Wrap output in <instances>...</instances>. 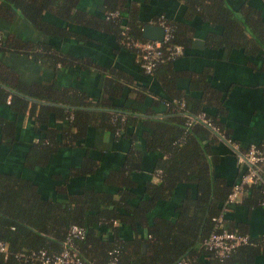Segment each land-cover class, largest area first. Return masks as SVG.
Listing matches in <instances>:
<instances>
[{"label":"crops","instance_id":"crops-1","mask_svg":"<svg viewBox=\"0 0 264 264\" xmlns=\"http://www.w3.org/2000/svg\"><path fill=\"white\" fill-rule=\"evenodd\" d=\"M127 1L126 6L131 7L128 9L131 12L126 10L121 13L124 22L135 15L139 21L151 24V21L163 16L185 21L194 28L190 46H183L181 55L167 61L169 63L165 67L158 68L161 80L154 74L143 73L137 65L135 53L121 46L123 43L106 28L102 22L107 19L103 0H79L77 9L80 10L81 20L74 22L44 12L43 20L58 27L63 32L61 36L53 33L45 35L36 30L8 0H0V4L13 14L11 18L0 17L4 40L14 37L26 45L42 41L49 46L46 50L48 55L54 50L75 61L70 65L55 64L53 67L51 56L37 60L25 52L0 51V65L7 63L14 73L10 81L16 80L24 85L46 84L58 90L69 89V93L82 95L92 103L85 136L74 141L73 145L58 147L41 158L43 163H38L41 159L37 160L32 167L25 165L32 143L44 135L46 128L56 129V140L59 141L63 122L56 119L52 112L44 119L45 122H39L35 117L39 112L38 106L33 113L27 112L16 119L12 113L1 110L4 118L13 119L16 124L14 137L3 139L5 143L1 142L0 133V172L31 180L44 198H64L84 190L110 192L119 197L118 191L125 188L117 184L120 183L119 178H114V184L107 183L106 178L113 171L129 169L127 158L131 153L136 155L138 167L122 173L131 179L130 189L134 193L129 200L131 204L142 196L147 197L144 194L147 181L159 182L155 164L164 155L146 150L144 133L150 131L148 126L139 121L130 129L135 140L103 129V110L96 105L100 100L110 101L115 106L123 105L128 99L136 100L137 108L146 110L148 116L152 112L158 117L172 115L160 101L175 100L171 97L173 94L200 100V112L206 111L215 118L225 138L216 133L209 137L200 133L198 138L204 144H210L212 153L218 158L213 163L215 175L225 178L230 186L246 170V165L238 162L239 152L264 140V0H228L231 8L239 14L238 28L245 33L241 38H225L224 27L197 16L187 20L184 17L185 6L179 0ZM110 71L117 75L115 85L122 86L119 92L116 91L118 96L105 94V82L115 77L110 75ZM47 131L52 134L49 137L53 140V131ZM234 143L239 145L238 150L234 148ZM30 156L32 159L41 157ZM87 159L95 161L97 167L94 172L84 174L80 167ZM259 182L264 188V167ZM188 193L194 196L196 185L178 183L171 199L158 201L148 213V222L151 224L156 216L173 221L178 214L177 206ZM256 196L254 191L244 190L237 202L225 211L229 227H237L242 234L248 235L252 245L237 251L228 264H264V204H242L244 200L260 201L261 198ZM136 229L135 232L129 225H120L119 235L124 239L145 235V228ZM100 230L103 236L111 239L104 226ZM8 264L36 263L17 261Z\"/></svg>","mask_w":264,"mask_h":264},{"label":"trees","instance_id":"trees-1","mask_svg":"<svg viewBox=\"0 0 264 264\" xmlns=\"http://www.w3.org/2000/svg\"><path fill=\"white\" fill-rule=\"evenodd\" d=\"M8 1L20 11L29 24L45 35L53 33V35L61 36L63 32L43 20L44 12L54 13L61 19L71 22L81 20L80 10L77 9L79 0ZM179 1L185 6L184 17L187 20L197 16L206 22L224 27L225 38L244 37L245 33L238 28L239 14L231 8L228 0ZM127 3V0H103L106 14L114 11H119L120 14L118 17H109L102 22L120 42H123L124 26L128 28L129 37L135 40H148L142 35L143 26L147 22L139 21L135 15L129 16L126 22L122 20V12L126 10L131 12L128 10L131 7L126 6ZM12 16L9 9L0 4V17L11 18ZM165 19L171 27V37L163 44V48L174 45L190 46L193 26L185 21ZM0 34H2L1 31ZM48 47L42 41L30 42L26 45L14 37L5 38V40L3 37L0 41V51L25 52L32 54L37 60L51 56L53 67L55 64L65 66L75 62L74 59H68L54 50L48 55L46 51ZM127 48L133 51L132 48ZM168 63L158 64L152 74L160 79L158 68L165 67ZM137 65L144 73L138 62ZM109 73L115 77L105 82V94L118 96L116 91L119 92L122 86L115 85L114 81L117 78L115 72ZM12 74L14 75L7 63L0 65L2 143H5L3 139L14 137L16 122L13 119L4 118L1 110L12 113L16 119L27 112L33 113L38 106L36 120L45 122L44 119L46 120L47 115L52 112L55 118L64 124L59 141L56 140V129L46 128L44 135L38 137L37 142L32 143L25 158L27 167L34 166L37 160L43 159L58 147L73 145L74 141L85 136L92 105L86 97L71 91L69 93V89L58 90L54 86L51 89L46 84L24 85L16 80L10 81ZM171 97L175 100L160 101L172 113L171 116L163 117L155 116L156 114L152 112L148 116L146 110L136 107V100L128 99L121 106H115L106 100L96 103L103 110L101 116L103 129L135 140L136 137L130 129L142 121L150 129L144 133L146 150L158 151L164 155L155 164V170H160L159 182L147 181L144 187V194L147 197L142 196L135 204L129 201L134 197L130 189L131 179L122 175L132 170V167H138V163H135L137 157L133 153L127 158L129 169L113 171L106 178L109 184H114V178H119L120 183L117 184L125 187L118 191L119 197L110 192L84 190L80 194L68 195L64 198H44L31 180L0 172V241L7 247L6 255L0 253V264L22 261L15 257L21 251L45 249L48 253H58L72 225L84 227V237L75 242L80 255L92 264H106L112 258H116V264H178L183 260L187 264H228L237 251L251 247V243L237 247L222 262L213 252L204 248L203 241L213 231L226 229L243 233L237 227H229L224 211L231 205H227L225 201L232 186L240 180L245 171L240 173L237 181L231 186L227 184L225 178L215 175L213 163L218 158L212 153L210 144H204L198 138V134L209 137L216 133L225 138L221 127L206 111H204L205 114L211 117L213 123L219 127V132L199 122L187 125V115L202 110L200 100H192L176 94ZM182 99L185 100V108L179 105ZM145 113L146 115L142 116ZM47 130L53 131V140L49 137L52 134ZM33 154L41 157L32 159L30 155ZM42 159L38 163H43ZM34 160H36L34 163L30 162ZM94 162L87 159L82 163L80 167L82 171H80L84 174L94 172L97 167ZM178 183L195 184V195L188 193L185 196L176 208L178 214L173 221L156 216L150 224L147 220L148 213L155 208L158 201L170 200ZM245 190L254 191L256 197L261 200H244L243 205L264 204L262 201L264 188L260 182L249 185ZM222 213L221 222L218 223L216 219ZM123 224L129 225L135 232L137 227L145 228L146 233L124 239L119 235V226ZM102 226L107 233L111 234V239L103 236L100 230Z\"/></svg>","mask_w":264,"mask_h":264},{"label":"built area","instance_id":"built-area-1","mask_svg":"<svg viewBox=\"0 0 264 264\" xmlns=\"http://www.w3.org/2000/svg\"><path fill=\"white\" fill-rule=\"evenodd\" d=\"M119 11L108 12L106 18H115L119 16ZM152 25L161 26L164 29L162 41L158 40H135L127 35V27L122 30L123 45L132 48L137 62L144 73L150 75L154 72L158 64L171 61L183 53V46L174 45L163 48L171 37V27L167 24L166 19L160 16L158 19L151 21ZM3 35L0 34V41ZM181 108H185V100L179 102ZM194 122L202 123L213 131L219 132V127L215 125L204 112L188 114L186 124L191 125ZM230 141V140H229ZM236 150L239 149L237 143L233 144ZM238 162L246 165V170L242 174L240 180L232 186L225 203L233 204L237 202L238 197L251 184L258 183L261 179V171L264 167V140L260 144H252L245 151L239 152ZM160 174V170H157ZM226 205V206H227ZM226 211V209H225ZM224 211V212H225ZM223 212V213H224ZM223 213L216 219L221 222ZM85 235V229L80 225H72L63 242V247L58 253H48L45 249L30 250L28 252H18L15 257L28 263L36 264H92L85 260L79 253V249L75 240L82 239ZM248 235L223 229L221 231H213L203 241V246L207 251H211L220 262L226 260L234 249L241 245L250 244ZM6 244L0 241V253L6 255ZM106 264H116V258H112ZM178 264H187L185 260Z\"/></svg>","mask_w":264,"mask_h":264},{"label":"water","instance_id":"water-1","mask_svg":"<svg viewBox=\"0 0 264 264\" xmlns=\"http://www.w3.org/2000/svg\"><path fill=\"white\" fill-rule=\"evenodd\" d=\"M142 35L145 39L148 40H158L162 41L164 36V29L158 25L145 24Z\"/></svg>","mask_w":264,"mask_h":264}]
</instances>
